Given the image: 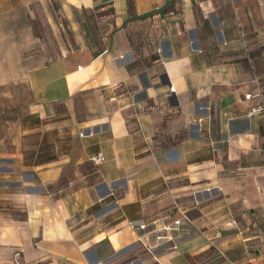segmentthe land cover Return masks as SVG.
Wrapping results in <instances>:
<instances>
[{
	"label": "crops",
	"instance_id": "1",
	"mask_svg": "<svg viewBox=\"0 0 264 264\" xmlns=\"http://www.w3.org/2000/svg\"><path fill=\"white\" fill-rule=\"evenodd\" d=\"M257 91L264 0H0V264H264Z\"/></svg>",
	"mask_w": 264,
	"mask_h": 264
},
{
	"label": "built area",
	"instance_id": "2",
	"mask_svg": "<svg viewBox=\"0 0 264 264\" xmlns=\"http://www.w3.org/2000/svg\"><path fill=\"white\" fill-rule=\"evenodd\" d=\"M256 95L259 96V101L258 103H255L254 105H252L249 109H248V114L249 115H255V113H259V112H264V101L262 98V93L261 91H257ZM253 95L251 93H246L245 94V98L246 99H250ZM104 159L103 155L101 154V152H98L95 156V160L97 162H100Z\"/></svg>",
	"mask_w": 264,
	"mask_h": 264
}]
</instances>
